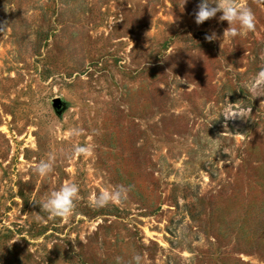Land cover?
Instances as JSON below:
<instances>
[{
    "label": "rangeland",
    "instance_id": "374dc122",
    "mask_svg": "<svg viewBox=\"0 0 264 264\" xmlns=\"http://www.w3.org/2000/svg\"><path fill=\"white\" fill-rule=\"evenodd\" d=\"M199 2L0 0V264H264V0L236 37Z\"/></svg>",
    "mask_w": 264,
    "mask_h": 264
},
{
    "label": "clouds",
    "instance_id": "9594fccd",
    "mask_svg": "<svg viewBox=\"0 0 264 264\" xmlns=\"http://www.w3.org/2000/svg\"><path fill=\"white\" fill-rule=\"evenodd\" d=\"M185 2L186 0H183V3ZM212 3H215L214 7L210 6ZM197 8L198 10L194 17L197 25L213 18L217 12H220L222 15H220L219 20L227 21L229 26L227 31L230 37H236L244 32L252 31L255 28V16L252 10L244 4L237 3L236 0H200ZM205 39L209 42L215 40V32L206 34ZM255 80L264 83V69L257 73ZM81 131L78 128H73L69 135L79 136L81 135ZM91 151L92 149L88 145L78 144L73 146V152L77 155H90ZM54 159L55 157L50 154L46 160H41L36 165L35 171L41 177L47 176L52 171ZM126 191L123 186H118L112 190H105L94 197L92 204L96 208H102L109 202L121 201L126 195ZM78 193L79 187L76 183L65 184L58 191H52L40 207H43L50 214V219L62 217L67 220L74 212L75 200ZM132 260L133 264H142V257L138 254L134 255Z\"/></svg>",
    "mask_w": 264,
    "mask_h": 264
},
{
    "label": "water",
    "instance_id": "95a60500",
    "mask_svg": "<svg viewBox=\"0 0 264 264\" xmlns=\"http://www.w3.org/2000/svg\"><path fill=\"white\" fill-rule=\"evenodd\" d=\"M53 103L58 109L61 107V102L58 98H55Z\"/></svg>",
    "mask_w": 264,
    "mask_h": 264
}]
</instances>
